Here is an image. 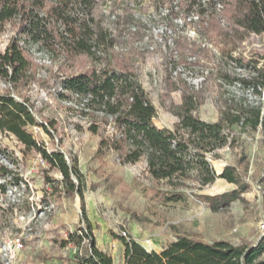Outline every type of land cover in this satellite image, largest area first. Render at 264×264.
<instances>
[{
    "label": "rangeland",
    "instance_id": "374dc122",
    "mask_svg": "<svg viewBox=\"0 0 264 264\" xmlns=\"http://www.w3.org/2000/svg\"><path fill=\"white\" fill-rule=\"evenodd\" d=\"M186 1L97 0L94 10L95 17L114 37L113 51L134 70L156 106L155 123L173 127L178 121L171 110L181 104L182 90H174L170 80L198 93L203 103L196 113L206 121H217L229 98H246L253 103L261 100L264 108V91L258 98L235 80L247 76L249 64H254L248 61L259 60L264 53V34H246L233 52L246 57L248 67H239L230 55L222 54L219 41L209 42L200 34V18L192 17L198 15L195 11L185 9ZM176 4L179 7L175 13L165 17ZM179 17L185 19V24L176 20ZM219 17L220 23L227 26L226 19ZM166 26L176 29L174 34L167 29L164 32ZM14 35L15 28L10 24L0 31V54ZM193 43L204 49L194 52L193 47L197 46ZM27 50L31 80L15 95L17 100L27 99L34 106L37 123L27 129L48 150L58 148L67 157L77 158L84 174L85 203L97 245L113 257L114 264H124L122 236L133 237L156 251L181 236L206 242L226 239L237 245L258 243L264 221V134L242 132L237 126L236 147L219 150L221 158L212 161L216 171L241 162V171L252 189L244 194L245 202L237 200L226 209L213 211L199 194L223 193L235 189V184L217 179L200 189L190 181L188 186L176 190L166 181L151 178L145 160L124 164L114 150L98 154L101 137L113 134L112 126L102 124L98 133H93L91 119L83 115L78 102L59 95L60 75L91 67L90 58L81 59L72 67L63 58H55L36 46ZM223 67L229 78L223 77ZM8 89L9 85L0 78V91ZM42 124L50 126L53 135ZM0 169V264H75L76 254L86 251L89 239L79 246L70 243L63 247L62 241L81 226L80 196L71 199L53 193L45 174L62 179L59 170L49 169L40 152L27 151L15 135L2 131ZM177 194H182L183 199L173 200ZM14 237L23 239L22 249L12 246Z\"/></svg>",
    "mask_w": 264,
    "mask_h": 264
},
{
    "label": "trees",
    "instance_id": "16d2710c",
    "mask_svg": "<svg viewBox=\"0 0 264 264\" xmlns=\"http://www.w3.org/2000/svg\"><path fill=\"white\" fill-rule=\"evenodd\" d=\"M217 3L222 5L220 13ZM96 5L97 0H0V31L8 24L15 28V35L0 54V78L9 85L7 92L0 91V131L12 133L27 151L40 152L49 169L59 170L62 179L45 174L53 193L71 199L80 196L81 226L62 241L63 247L70 243L79 246L89 239L86 251L76 254L75 264H114V260L97 245L85 203L84 174L77 158L67 157L58 148L48 150L27 129L28 125L37 123L34 106L27 99L17 100L15 95L31 80L29 46L63 58L72 67L84 58L93 61L91 67L60 75L59 95L78 102L83 115L91 119L93 133H98L102 124L112 126L113 134L101 137L98 154L114 150L124 164L145 160L151 178L166 181L176 190L188 186L190 181L196 182L200 189L217 179L235 184V189L223 193L199 194L213 211L226 209L237 200L245 202L244 194L252 189L241 171V162L226 165L221 173L216 171L212 161L221 158L219 150L236 147L237 126L242 132L264 134L261 100L253 103L246 98H229L221 108L219 119L206 121L196 113L202 98L187 86L181 88V82L174 80H170L171 87L182 90L181 104L171 110L178 121L173 127H159L154 121L156 106L134 70L113 51L114 37L95 17ZM185 9L199 15L200 34L209 42L219 41L224 56L230 55L239 67H248L250 61L254 63L249 64L247 76L235 80L261 98L264 64L259 62H264V53L259 60L246 62L243 53L233 52L246 39V34H264V0H187ZM220 15L226 19L227 26L220 23ZM203 49L193 47L196 53ZM222 69L223 77L229 78L226 68ZM42 126L53 135L50 126ZM182 199V194L173 198ZM120 240L124 245V264H264L261 257L264 235L254 246L237 245L226 239L206 242L181 236L161 251L149 250L133 237L122 236Z\"/></svg>",
    "mask_w": 264,
    "mask_h": 264
},
{
    "label": "built area",
    "instance_id": "2783aa9c",
    "mask_svg": "<svg viewBox=\"0 0 264 264\" xmlns=\"http://www.w3.org/2000/svg\"><path fill=\"white\" fill-rule=\"evenodd\" d=\"M178 4H176V5H172V8L171 9H169V10H167V12L165 13V17H167L168 18V16H170V15H173V13H174V11H175V9H178ZM217 8L218 9H221L222 8V5H221V3H217ZM192 17H194V18H199V15H194V16H192ZM189 19L191 20L192 18L191 17H189ZM176 20H179L180 21V23H181V25H183V24H185V19H183V18H176ZM166 29L168 30V32L169 33H173L174 34V32L176 31V29H174V28H170L169 26H166V28L164 29V32L166 31ZM261 229H262V235H264V221L261 223ZM11 244H12V246L16 249V250H20V249H22L23 248V246H24V242H23V239L21 238V237H14L12 240H11Z\"/></svg>",
    "mask_w": 264,
    "mask_h": 264
},
{
    "label": "crops",
    "instance_id": "0c3cea01",
    "mask_svg": "<svg viewBox=\"0 0 264 264\" xmlns=\"http://www.w3.org/2000/svg\"><path fill=\"white\" fill-rule=\"evenodd\" d=\"M224 168V167H223ZM223 168L221 169V171H223ZM219 173H221V172H219Z\"/></svg>",
    "mask_w": 264,
    "mask_h": 264
}]
</instances>
